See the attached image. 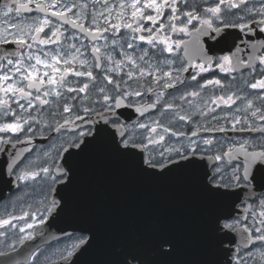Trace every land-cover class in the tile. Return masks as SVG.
<instances>
[{"label": "snow or ice", "instance_id": "6c2138e0", "mask_svg": "<svg viewBox=\"0 0 264 264\" xmlns=\"http://www.w3.org/2000/svg\"><path fill=\"white\" fill-rule=\"evenodd\" d=\"M37 136L51 141L43 166L21 159ZM105 140L156 176L211 161L205 191L248 214L217 218L239 226L222 264H264V0H2L0 152L31 196L0 208V264H72L91 245L34 241L64 211L56 185L72 184L73 160ZM155 243L176 256L173 237ZM115 264L147 262L132 246Z\"/></svg>", "mask_w": 264, "mask_h": 264}, {"label": "water", "instance_id": "95a60500", "mask_svg": "<svg viewBox=\"0 0 264 264\" xmlns=\"http://www.w3.org/2000/svg\"><path fill=\"white\" fill-rule=\"evenodd\" d=\"M134 160L114 153L107 140L75 158L72 184L56 185V198L63 197L64 211L49 220L43 237L36 238L37 245L42 240L45 243L53 240L48 237L56 239L87 229L85 233L94 234L95 238L91 245L76 252L72 264H115L132 246L144 257L155 258V263L149 264H185L179 261L185 250L179 248L178 261L165 263L155 241L161 233L174 239L183 237L191 218L193 229L208 228V235L215 234L213 212L207 208L206 220H200L205 203L199 185L194 182L202 180L206 160L163 176L152 175V170L140 171ZM185 209L191 214L186 215Z\"/></svg>", "mask_w": 264, "mask_h": 264}, {"label": "flooded vegetation", "instance_id": "af4514ba", "mask_svg": "<svg viewBox=\"0 0 264 264\" xmlns=\"http://www.w3.org/2000/svg\"><path fill=\"white\" fill-rule=\"evenodd\" d=\"M2 2V0H0ZM219 112V110H217ZM121 112H123L122 119L123 120H136L138 117V113L135 112L133 108L129 107H122ZM191 129H189L190 131ZM55 135V134H53ZM223 135V134H218ZM228 135H233L232 133H228ZM51 143V141L44 140L40 138L39 136L36 137L34 140L32 146H31V155L29 156L28 153H25L23 157H21L22 160L27 162V160H33L36 164H39L43 166V161H37L36 155L40 148H44L45 150H48V146ZM17 147H27V145H18ZM251 150V149H250ZM242 159V158H241ZM10 160V156L8 152H0V189H3L2 192L0 191L1 197H0V208L4 204L9 205V210H11V204L16 201H24L26 197L31 196V189H19L16 181L15 175L9 174L7 170V164ZM211 161H207L205 163V166L203 168L204 174L202 176V180L199 182L194 181L197 186L200 187V194L201 197L205 203V205H202L201 211H200V220L204 221L207 218V208L213 212L212 214L215 219V222L213 225L214 229L212 230L214 235H211L207 233L208 228L200 231H196V229H193L192 225V218L190 219L189 226L187 224L186 230L184 232L183 237H176V243L177 241H181L180 244H177V248L185 250V254L183 257L179 259V261L185 264H203V262H212V264H222L224 259L231 253V245H234L237 242L238 239V232H239V226H237L236 231L232 230H225V229H219L218 225L216 223L217 218L219 217L221 220V223L225 222L227 220L228 222H231L233 218L236 216H239L241 221H244L245 217L248 216L247 213L243 211V205L241 204V201L237 199V195H228V196H219V195H213L205 191L204 184L207 182L206 173L209 172V167ZM24 183V182H21ZM30 183V182H28ZM189 185L192 186V182L188 181ZM34 199L39 200V196H35ZM211 202L212 204H210ZM235 205L236 207H233ZM186 215L191 214L186 211ZM16 214H19L18 212ZM194 214V213H193ZM249 217V221H250ZM201 226V223H200ZM204 226L206 227L207 224L204 223ZM88 235L85 232H73L69 233L67 235H71L73 238H75L78 235ZM221 241H223V244H221ZM0 242L3 243H11V241H5L3 237H0ZM37 240L34 241L35 244H37ZM66 237V235L57 237L56 239H53L49 242H46L42 245V247L47 248L49 251L63 248L66 244L70 243ZM39 243L38 245H40ZM198 251V253L194 252ZM143 256V255H142ZM75 255L73 256L72 260L74 259ZM144 260L149 263H155V258L146 256L144 257ZM178 256L175 257H164L165 263H167L170 260H173L174 262L177 260ZM19 259V258H18ZM55 259V258H53ZM159 263L162 262L160 259L158 261Z\"/></svg>", "mask_w": 264, "mask_h": 264}]
</instances>
